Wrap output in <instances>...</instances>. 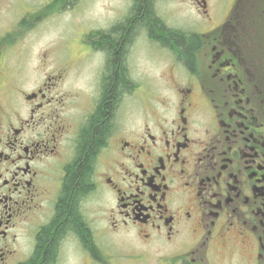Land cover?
I'll return each mask as SVG.
<instances>
[{
  "label": "flooded vegetation",
  "instance_id": "flooded-vegetation-1",
  "mask_svg": "<svg viewBox=\"0 0 264 264\" xmlns=\"http://www.w3.org/2000/svg\"><path fill=\"white\" fill-rule=\"evenodd\" d=\"M147 1L80 33L92 91L7 76L8 48L70 0L0 5V264H264V0H193L208 20L230 4L201 33L167 26L157 0L137 30ZM141 38L169 63L167 95L135 78Z\"/></svg>",
  "mask_w": 264,
  "mask_h": 264
},
{
  "label": "rangeland",
  "instance_id": "rangeland-1",
  "mask_svg": "<svg viewBox=\"0 0 264 264\" xmlns=\"http://www.w3.org/2000/svg\"><path fill=\"white\" fill-rule=\"evenodd\" d=\"M70 1L69 9L61 10L55 6L52 17L47 21L44 16L42 18L44 22L38 24V31L33 35H26L24 40L32 42V45H24L20 41L15 50L8 48L4 62L7 76L17 80L23 91L33 90L36 83L39 84L53 70L56 73L61 72L66 86L71 85L73 89L83 88L86 91L93 90L99 74V59L96 56L80 55L78 49H74L78 43L77 39H80L82 33L108 28L117 18L121 19L131 0ZM2 3L3 0H0V5ZM193 3V0H157L156 10L167 26L201 33L219 24L230 6L229 3L212 2L214 12H210L211 19L208 20L197 12L196 4ZM258 4L260 10H264V2ZM235 21H240V18ZM256 21L258 17L255 15L254 18L249 16L245 19V23L247 22V26L250 27H259ZM70 48L74 49L71 57L64 52L70 53ZM78 58L80 59L78 62L74 60ZM130 58L131 69L137 81L141 83L148 80L151 89L165 95L169 90L166 83L170 80V67L168 62L161 59L158 50L141 38V41H135L134 55ZM140 105L141 100L137 97L124 98L120 104L121 109L124 108L126 111L136 109Z\"/></svg>",
  "mask_w": 264,
  "mask_h": 264
},
{
  "label": "trees",
  "instance_id": "trees-1",
  "mask_svg": "<svg viewBox=\"0 0 264 264\" xmlns=\"http://www.w3.org/2000/svg\"><path fill=\"white\" fill-rule=\"evenodd\" d=\"M139 0H137L136 3H138ZM148 4H149V7H148V12L147 14L145 15V17L140 21V23H136V29L139 30L140 27H142V25H145L149 28H153L154 26L158 25L156 24L157 23V17H156V13L154 12V10L152 9V4H153V0H148L147 1ZM136 30V31H137Z\"/></svg>",
  "mask_w": 264,
  "mask_h": 264
}]
</instances>
